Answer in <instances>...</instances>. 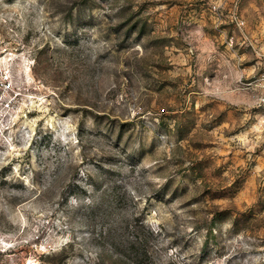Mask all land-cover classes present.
<instances>
[{
	"label": "rangeland",
	"instance_id": "1",
	"mask_svg": "<svg viewBox=\"0 0 264 264\" xmlns=\"http://www.w3.org/2000/svg\"><path fill=\"white\" fill-rule=\"evenodd\" d=\"M263 57L264 0H0V264H264Z\"/></svg>",
	"mask_w": 264,
	"mask_h": 264
},
{
	"label": "built area",
	"instance_id": "2",
	"mask_svg": "<svg viewBox=\"0 0 264 264\" xmlns=\"http://www.w3.org/2000/svg\"><path fill=\"white\" fill-rule=\"evenodd\" d=\"M235 19L239 22L240 26H243L242 22H240L237 18ZM259 65L264 70V57H263V60L259 63ZM252 77L253 78H250L249 82H247L246 84L242 83L241 85H244V87H246L248 90H253L256 92V95H255L256 105L258 108L264 110V74L260 77L259 76L257 77V71H256V74H254Z\"/></svg>",
	"mask_w": 264,
	"mask_h": 264
}]
</instances>
